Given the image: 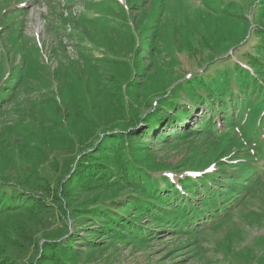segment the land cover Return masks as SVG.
<instances>
[{"label":"rangeland","instance_id":"obj_1","mask_svg":"<svg viewBox=\"0 0 264 264\" xmlns=\"http://www.w3.org/2000/svg\"><path fill=\"white\" fill-rule=\"evenodd\" d=\"M242 75L248 92L260 86L235 102ZM212 92L226 96L223 114L202 123L212 117L197 102L216 99ZM0 99L1 182L39 187L41 176L55 188L107 135L141 132L129 137L135 168L183 195L154 202L151 211L126 209L132 198L150 199L141 182L128 175L125 183L118 162L106 185L73 180L68 196L47 201L63 209L52 225L22 206L0 211V258L264 264V0H0ZM165 101L188 119L147 131L150 113ZM107 143L101 149L112 156ZM188 177L198 193L173 189L172 180ZM180 214L199 216L200 227L173 225ZM134 217L133 228L121 225ZM61 227V236L52 235ZM69 233L75 241L66 244Z\"/></svg>","mask_w":264,"mask_h":264},{"label":"trees","instance_id":"obj_2","mask_svg":"<svg viewBox=\"0 0 264 264\" xmlns=\"http://www.w3.org/2000/svg\"><path fill=\"white\" fill-rule=\"evenodd\" d=\"M13 72H17V69H14ZM242 73V72H241ZM250 75V74H248ZM247 76L242 75V79L244 82H246V85L241 89V85H239L237 88L238 91L236 94L239 95V99H236L235 102H240L242 100L244 101H248L250 98V96H254L256 91H258L259 89V85H255L256 86V91L255 90H251L250 92H248L246 89L249 86L248 82H247ZM253 82V81H252ZM12 92V91H11ZM10 92V93H11ZM232 97L235 94H232ZM212 96L216 97V99H213L211 96H207L204 95L201 97V100H198L197 103H201L205 106L206 110L208 113H211V117L209 118L210 115H208V119L205 118L203 119L202 123H207L210 120H213L215 117L217 118L220 113L223 114V112L221 111L222 107L224 106V100L226 98V96L221 95V96H216L214 95V93H211ZM230 95V94H229ZM210 97V98H209ZM231 96H227V98L229 99ZM7 98H10V94L9 96H7ZM2 99H0V112L2 110V106H1V101ZM165 105H159L157 107L153 108V112L150 113L152 114L148 119H147V131L151 130L150 126L156 125V124H161V123H165V124H169V123H177L180 119L183 120L185 118H187L188 116V111H185L184 114H179L178 111L176 112L174 110V108L172 106H169L170 103H168L167 101H165ZM194 103V107L199 106L196 104V101L193 102ZM227 106H229V104H226ZM164 107V112H161L160 110L162 109V107ZM219 107L220 110L218 109V113L214 114L215 111V107ZM156 109V110H155ZM157 112H160L161 114H155ZM225 115V114H224ZM188 119V118H187ZM207 119V120H206ZM221 119V116L220 118ZM198 125V124H197ZM186 126V125H185ZM182 131V130H179ZM175 132H178V130H176ZM146 133V132H144ZM180 133H184V132H180ZM136 134V135H135ZM158 135V134H157ZM142 137V133H130L127 136L122 137L121 140H118L117 137L115 136V138L109 137L108 135L106 136V138L102 139L97 145L95 150L93 151V154H97V158H94L95 160H88L90 157H92L93 154L88 155V154H83L80 158V163H78V167H75L71 177H69V179L64 182V181H57L56 182V187L52 188L51 185L48 183V180L46 179V177H38V180L41 181L42 183L40 184L39 187L33 186L32 184H30L29 182L26 181H22L21 186L18 185H13V184H7L4 182L0 181V211L3 210H7L9 208L15 207V206H19V207H23V209L25 211H27L28 213L34 215L37 219L44 221L45 224L47 225H52L54 223H56L58 221V213L60 210H63L60 206L55 205V203L53 202L52 205L48 204L47 201L51 200H57V202L60 201V195L65 194V196H68L70 187L72 186V181L73 180H77L82 182L84 180H87V186L91 183L93 184H98L101 186L106 185V182L110 180V178L112 177H116V173H114V169H111V166H115L118 162H121V169H122V176L125 180V183H130V181L128 182V178L129 176L131 178L134 179V182H141V190H143V193L146 195V197H148L150 199L149 203H142L141 201L132 198L131 201H133L132 203H128L127 206H125V208L127 209L131 204H135V211L137 213H140V209L147 208L148 210L151 211V207H155L156 209H158L157 206H155L156 204H154V202H159V203H163V204H168L173 201L176 202L179 201V199L183 198V195L181 193L178 194H173L170 195L169 191L166 189H160L161 186L159 185H154V179L149 178V175L147 174V172L145 170H141L138 171L135 168V165L137 164V160L133 159V152H134V147L133 145H131V142L129 141V137ZM156 140V139H155ZM108 142L107 144L111 145L110 151L112 153V156L107 155L103 148L101 149V146L105 143ZM99 151V152H98ZM135 154L137 155H143L144 156V152L143 151H139L138 149H135ZM88 155V156H86ZM86 163V164H85ZM108 163V165H106ZM88 167V168H87ZM128 167V173L125 172L126 169ZM52 168V167H51ZM53 169V168H52ZM52 169H50V171H52ZM127 177H126V176ZM129 175V176H128ZM119 179H122V177H118ZM131 180V179H130ZM191 182H196V180L194 179V177H188L186 179H182V180H172V185H174L173 189L175 188H179L177 191L180 190L181 187H185V188H189V193L192 191V193H198L199 190L196 188L195 185H192ZM158 190L163 194L160 195V193L158 192ZM55 192V194H54ZM51 193V194H50ZM68 200V198L66 199ZM65 200V201H66ZM134 201H136V203H134ZM130 204V205H129ZM149 206V207H148ZM142 207V208H141ZM59 210V211H58ZM99 211L100 214L103 213V210H97ZM182 211V210H181ZM195 211V210H194ZM115 215V213H111V212H106L104 211L103 216L106 215ZM118 217L126 219L127 217H130V215H127L126 217H121L119 214H116ZM103 216H93L96 218H103ZM160 217V216H157ZM111 220H113L114 218H109ZM171 222L173 223V225L175 223H185L190 222V224H192L193 226H197L198 228L200 227V224H198V220H199V216H187V215H173L171 218ZM121 220V219H120ZM136 218L134 217L133 220L129 219L127 221H130V223L128 224H121L122 226H127V227H131L133 228L134 226H136ZM126 221V220H125ZM138 226V225H137ZM66 227V226H65ZM65 227H61V230H57L56 232H54L52 235H59L61 236L63 233V231L65 232L64 228ZM60 231V232H58ZM76 236H74L73 234H67V239H66V244L67 243H74V239ZM56 239V238H54ZM54 239H49L51 241H53ZM45 244V243H44ZM64 245V244H62ZM44 248H53L51 243L46 242L45 247ZM55 248H57V246H55ZM13 262V260H11ZM16 264H26L24 262H15ZM0 264H12L10 262H7L5 259L0 258Z\"/></svg>","mask_w":264,"mask_h":264}]
</instances>
